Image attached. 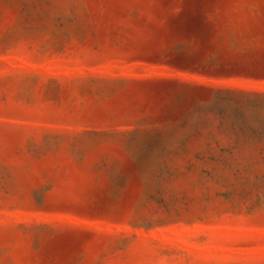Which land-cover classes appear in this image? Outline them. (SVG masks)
Wrapping results in <instances>:
<instances>
[{"label": "rangeland", "instance_id": "374dc122", "mask_svg": "<svg viewBox=\"0 0 264 264\" xmlns=\"http://www.w3.org/2000/svg\"><path fill=\"white\" fill-rule=\"evenodd\" d=\"M0 264H264V0H0Z\"/></svg>", "mask_w": 264, "mask_h": 264}]
</instances>
